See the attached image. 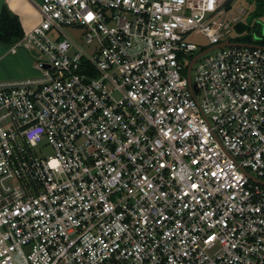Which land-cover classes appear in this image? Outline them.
I'll return each instance as SVG.
<instances>
[{"label": "built area", "instance_id": "built-area-1", "mask_svg": "<svg viewBox=\"0 0 264 264\" xmlns=\"http://www.w3.org/2000/svg\"><path fill=\"white\" fill-rule=\"evenodd\" d=\"M236 1L43 0L10 47L40 76L0 82V264H264V49L187 76Z\"/></svg>", "mask_w": 264, "mask_h": 264}, {"label": "crops", "instance_id": "crops-1", "mask_svg": "<svg viewBox=\"0 0 264 264\" xmlns=\"http://www.w3.org/2000/svg\"><path fill=\"white\" fill-rule=\"evenodd\" d=\"M43 0H0V16L6 7L15 15L24 35L38 26L42 20L40 7ZM35 53L19 49L12 52L9 46L0 44V82L38 78Z\"/></svg>", "mask_w": 264, "mask_h": 264}, {"label": "rangeland", "instance_id": "rangeland-1", "mask_svg": "<svg viewBox=\"0 0 264 264\" xmlns=\"http://www.w3.org/2000/svg\"><path fill=\"white\" fill-rule=\"evenodd\" d=\"M232 14L231 21V35L230 39L233 40L241 35L253 34L256 40L260 37H264V0H237L230 8ZM241 24L247 29L246 32H238L237 26ZM65 33L71 38L77 40L79 38V31L70 28H65ZM257 32H259L257 34ZM263 35V36H262ZM258 36V37H257ZM199 42V50L194 53V57L200 53V48L206 47V41L203 37H197ZM38 59L41 58L40 54L35 53ZM191 59H186L185 64H189ZM195 74L193 73V78ZM45 156L51 154V149L46 148L42 152Z\"/></svg>", "mask_w": 264, "mask_h": 264}, {"label": "trees", "instance_id": "trees-1", "mask_svg": "<svg viewBox=\"0 0 264 264\" xmlns=\"http://www.w3.org/2000/svg\"><path fill=\"white\" fill-rule=\"evenodd\" d=\"M238 32H246L245 26L239 24L237 26ZM259 32H257L258 34ZM263 36V35H262ZM24 37L23 30L21 28L18 18L9 11L8 8L2 10L0 16V44L11 47ZM258 37V36H257ZM232 42L258 45L264 47V37L259 36V40H256L253 34L241 35L240 37L233 39ZM209 47L201 48V51L207 50Z\"/></svg>", "mask_w": 264, "mask_h": 264}, {"label": "water", "instance_id": "water-1", "mask_svg": "<svg viewBox=\"0 0 264 264\" xmlns=\"http://www.w3.org/2000/svg\"><path fill=\"white\" fill-rule=\"evenodd\" d=\"M229 47H250V48H263L262 46H258V45H248V44H242V43H236V42H232L230 40H225L224 42L222 43H219V44H216V45H213V46H210L207 50L205 51H202L200 52L199 54H197L193 61L191 62V64L189 65V68H188V71H187V76H188V79L191 78V71H192V67L193 65L199 61L200 59H202L203 57L213 53L214 51L216 50H219V49H223V48H229ZM254 181L260 183L261 185H264V182L263 181H260V180H257V179H254Z\"/></svg>", "mask_w": 264, "mask_h": 264}]
</instances>
